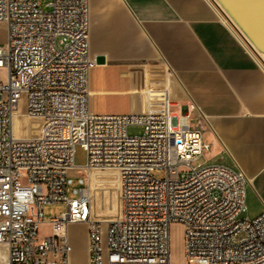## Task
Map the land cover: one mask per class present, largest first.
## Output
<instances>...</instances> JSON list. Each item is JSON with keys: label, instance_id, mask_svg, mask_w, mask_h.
Wrapping results in <instances>:
<instances>
[{"label": "built area", "instance_id": "2783aa9c", "mask_svg": "<svg viewBox=\"0 0 264 264\" xmlns=\"http://www.w3.org/2000/svg\"><path fill=\"white\" fill-rule=\"evenodd\" d=\"M48 5L0 0L7 27L0 46V264H72V223L88 226V264H171L174 223L184 227L189 264H264V210L244 216L248 177L220 164L192 165L211 145L190 126L189 113H94L89 0ZM23 98L22 113L42 122L36 135L15 134ZM130 125L142 134L129 135ZM78 146L84 165L75 164ZM95 169L114 170L120 184V215L104 228L92 216L87 174ZM54 203L67 210L40 238L43 207Z\"/></svg>", "mask_w": 264, "mask_h": 264}, {"label": "crops", "instance_id": "0c3cea01", "mask_svg": "<svg viewBox=\"0 0 264 264\" xmlns=\"http://www.w3.org/2000/svg\"><path fill=\"white\" fill-rule=\"evenodd\" d=\"M89 5L90 53L104 58L90 72L91 110L189 113L190 126L211 145L206 162L248 177L246 216H258L264 210L261 52L209 0H89ZM71 261L88 264V249L80 263Z\"/></svg>", "mask_w": 264, "mask_h": 264}, {"label": "rangeland", "instance_id": "374dc122", "mask_svg": "<svg viewBox=\"0 0 264 264\" xmlns=\"http://www.w3.org/2000/svg\"><path fill=\"white\" fill-rule=\"evenodd\" d=\"M52 0H41V5L45 11H49L48 5ZM7 42V27L5 24H0V46L5 47ZM3 73H0L2 78ZM20 113L18 115V128L16 133L21 136L36 135L40 131L41 121L39 119L31 118L24 115L26 112V100L21 101ZM15 125V124H14ZM26 126H31V129H25ZM16 129V128H15ZM143 128L140 125H130L128 127L129 135H141ZM206 159V160H205ZM207 161V154L201 157L193 166H198ZM86 162V153L81 147L76 148L75 164L84 165ZM76 174V173H73ZM108 174V178H101ZM157 177H164L165 173L161 171L154 172ZM90 183L91 199H92V216L93 219L101 221L104 228L106 222L117 218L121 210L120 184L117 173L110 169H95L87 174ZM97 178H95V177ZM76 187L75 184L71 186L68 193L69 198L75 197L72 194V189ZM67 210V206L63 203L45 204L43 207L44 222L39 227V237L43 238L50 236L53 233L49 221L53 217L60 216ZM246 216V213L244 214ZM68 235L73 246V253L71 257L80 263L85 258L88 248V226L84 223H72L68 226ZM171 236V264H189L184 256V227L180 223H174L170 227Z\"/></svg>", "mask_w": 264, "mask_h": 264}, {"label": "water", "instance_id": "95a60500", "mask_svg": "<svg viewBox=\"0 0 264 264\" xmlns=\"http://www.w3.org/2000/svg\"><path fill=\"white\" fill-rule=\"evenodd\" d=\"M216 1L255 49L264 53V0ZM96 61L102 63L104 58Z\"/></svg>", "mask_w": 264, "mask_h": 264}, {"label": "bare ground", "instance_id": "6f19581e", "mask_svg": "<svg viewBox=\"0 0 264 264\" xmlns=\"http://www.w3.org/2000/svg\"><path fill=\"white\" fill-rule=\"evenodd\" d=\"M210 1V3L212 4V5H214V6H216L217 8H219L223 13H224V15H225V17L228 19V20H230V21H232V19L224 12V10L221 8V6L219 5V3L216 1V0H209ZM220 11V12H221ZM232 23H233V21H232ZM234 26L236 27V25L234 24ZM237 28V27H236ZM238 29V28H237ZM238 31H239V33L246 39V37L241 33V31L238 29ZM243 38V39H244ZM247 40V39H246ZM248 41V40H247ZM248 44L250 45V47H251V49H252V46H251V44L248 42ZM257 55H258V60L261 62V64L264 66V53H257ZM263 60V61H262ZM13 124H15L14 125V131H15V134L17 135V136H19L17 133H16V131H17V128H18V115L17 114H14V116H13ZM16 128V129H15ZM93 177H95V176H93ZM95 178H97V177H95ZM101 178H105V179H107L108 178V174H106V175H104L103 177H101Z\"/></svg>", "mask_w": 264, "mask_h": 264}]
</instances>
